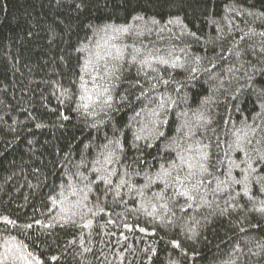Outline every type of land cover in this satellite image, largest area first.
<instances>
[{"label": "trees", "instance_id": "obj_1", "mask_svg": "<svg viewBox=\"0 0 264 264\" xmlns=\"http://www.w3.org/2000/svg\"><path fill=\"white\" fill-rule=\"evenodd\" d=\"M0 264H264V0H0Z\"/></svg>", "mask_w": 264, "mask_h": 264}]
</instances>
